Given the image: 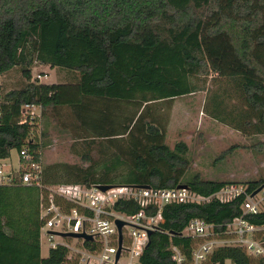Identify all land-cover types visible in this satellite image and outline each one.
<instances>
[{
  "label": "trees",
  "instance_id": "trees-1",
  "mask_svg": "<svg viewBox=\"0 0 264 264\" xmlns=\"http://www.w3.org/2000/svg\"><path fill=\"white\" fill-rule=\"evenodd\" d=\"M37 63L65 72L67 80H33ZM16 67L26 82L2 94L0 160L23 148L42 160L44 143L33 137L38 119L20 123L26 104L40 105L42 115L54 116L67 107L75 139L93 138L91 146L94 139L105 138L117 149L104 167L43 166L47 184H187L211 195L232 183L188 176L189 146L182 140L168 145L165 126L150 112L148 105L155 101L199 90L210 92L205 109L212 118L245 135L264 134V0H0V75ZM259 145L263 151L264 143ZM90 155L85 152L84 161ZM120 166L125 170L114 174ZM64 176L69 179H57ZM249 184L256 190L264 177ZM42 194L21 181L0 185V264L65 262L63 247L42 256ZM242 200L167 205L142 263L177 264L172 245L182 246L191 258L195 241L181 235L189 223L203 218L227 224L242 215ZM117 208L139 210L130 202ZM246 217L264 226V211ZM228 263L264 264V258L239 246H221L206 262Z\"/></svg>",
  "mask_w": 264,
  "mask_h": 264
},
{
  "label": "built area",
  "instance_id": "built-area-1",
  "mask_svg": "<svg viewBox=\"0 0 264 264\" xmlns=\"http://www.w3.org/2000/svg\"><path fill=\"white\" fill-rule=\"evenodd\" d=\"M47 75L38 73L40 80ZM40 105L26 104L20 123L35 124L36 109ZM42 116V115H41ZM19 164L11 170L0 161V185L21 181L39 187L43 194L40 202L41 248L43 242L52 249H66L67 264H143L142 257L149 242V231H157L163 221V210L170 204H204L214 199L228 203L242 198V215L227 224H216L203 218L193 219L182 236L195 241L191 258L182 246L172 245V258L177 264H206L213 251L221 246H239L253 257L264 258V226L255 225L247 215H259L264 211V188L254 193L250 184L232 182L211 195H204L190 186L187 188H156L136 184H112L103 190L102 184L61 182L47 184L43 177L42 160L23 148ZM22 159L24 161H22ZM130 202L139 210L127 213L117 206ZM151 210L155 212L149 213ZM117 220L125 221L122 228V244ZM225 227L224 230L221 228ZM79 234L84 236H70ZM86 236H92L88 239ZM121 249L117 261L118 250ZM48 255V256H49ZM45 256V257H48Z\"/></svg>",
  "mask_w": 264,
  "mask_h": 264
},
{
  "label": "rangeland",
  "instance_id": "rangeland-1",
  "mask_svg": "<svg viewBox=\"0 0 264 264\" xmlns=\"http://www.w3.org/2000/svg\"><path fill=\"white\" fill-rule=\"evenodd\" d=\"M38 73H42L43 76L48 75L41 79L43 83L52 84L67 80L65 72L41 63H37L33 68V80H36ZM25 82L20 67L0 75V102L2 94L19 89ZM208 87L213 90L215 85L209 81ZM209 93L208 90H199L189 95L155 101L148 105L152 116L158 118L166 128V143L171 147L180 140L187 143L190 148L188 176L199 174L204 179L247 184L249 181L260 180L264 177V150L260 151L258 148H261L260 143H264V134L245 135L230 125L212 118L205 109ZM35 112L38 114V121L33 128V137L44 143L43 166L67 163L87 168L91 165L104 167L105 163H111L110 160L117 149L109 139L96 138L95 143L90 146L88 142L93 138L86 140L80 139L82 137L74 138L73 116L69 114L67 107L62 108L57 116L50 112L42 115L41 109L38 108ZM45 133L46 135L43 136ZM254 145L257 149L252 148ZM234 146L238 147H235L231 153H226ZM85 152L91 154L90 161H84ZM224 153L225 157L221 158ZM19 159V152L14 149L11 157L3 163L8 170H11L12 167L18 166ZM124 170L125 166H120L114 174L119 175ZM57 179L69 178L64 176ZM48 255L49 247L43 242L42 256Z\"/></svg>",
  "mask_w": 264,
  "mask_h": 264
},
{
  "label": "water",
  "instance_id": "water-1",
  "mask_svg": "<svg viewBox=\"0 0 264 264\" xmlns=\"http://www.w3.org/2000/svg\"><path fill=\"white\" fill-rule=\"evenodd\" d=\"M112 185H109V184H102L101 187L103 190H107L111 187ZM145 187H150V185H143ZM179 188H187L189 187L187 184H179L178 185ZM264 188V185L259 187L258 189L255 190L254 193H257L259 191H261L262 189ZM117 224H118V227H119V231H120V244H122V228L123 226L126 224L125 221H122V220H117ZM153 234V231L150 230L149 231V237L151 238V235ZM70 236H74V237H77V236H84V235H79V234H70ZM88 239H92V236H86ZM150 244V239H149V242L147 244V247L149 246ZM121 249L122 247H120V249L118 250V253H117V257H116V260L118 261L119 258H120V253H121ZM63 264H67V263H63ZM228 264H231V263H228Z\"/></svg>",
  "mask_w": 264,
  "mask_h": 264
},
{
  "label": "crops",
  "instance_id": "crops-1",
  "mask_svg": "<svg viewBox=\"0 0 264 264\" xmlns=\"http://www.w3.org/2000/svg\"><path fill=\"white\" fill-rule=\"evenodd\" d=\"M48 76V75H47ZM6 159H2V160H0L2 163H3V161H5Z\"/></svg>",
  "mask_w": 264,
  "mask_h": 264
}]
</instances>
